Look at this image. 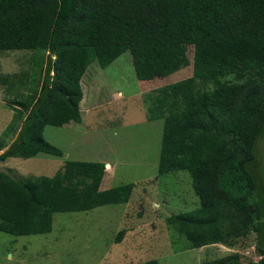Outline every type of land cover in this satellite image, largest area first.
Segmentation results:
<instances>
[{
	"label": "trees",
	"instance_id": "trees-1",
	"mask_svg": "<svg viewBox=\"0 0 264 264\" xmlns=\"http://www.w3.org/2000/svg\"><path fill=\"white\" fill-rule=\"evenodd\" d=\"M174 47L192 48L194 75L154 90L144 104L149 121H164L159 175L187 171L200 206L167 225L189 249L233 246L256 232L260 261L231 254L208 264H264V0H0V51L33 52L42 77L39 91L34 79L12 104L0 164L63 156L44 131L82 123V80L94 62L106 69L130 52L139 80L161 78ZM105 174L106 164L83 161H66L53 177L0 171V232L50 234L57 213L128 204L135 184L102 191Z\"/></svg>",
	"mask_w": 264,
	"mask_h": 264
},
{
	"label": "rangeland",
	"instance_id": "rangeland-1",
	"mask_svg": "<svg viewBox=\"0 0 264 264\" xmlns=\"http://www.w3.org/2000/svg\"><path fill=\"white\" fill-rule=\"evenodd\" d=\"M33 63L31 51H0V137L14 118L13 102L24 98L34 79L36 88L41 83ZM193 66L192 48L174 47L166 50L161 78L139 80L130 52L106 69L97 61L88 68L82 80V123L47 126L44 131L63 156L12 158L0 164V171L17 179L53 177L66 161L109 162L112 168L100 189L135 184L131 200L88 212L57 213L50 234L16 237L0 232V264H208L231 254H238L242 263L262 259L256 232L233 246L189 249L186 238L167 225L171 215L198 209L200 200L187 171L159 175L164 121L148 120L144 99L156 89L191 78ZM15 138H7V144ZM258 163L261 177L264 135L258 143ZM121 231L125 235L117 244Z\"/></svg>",
	"mask_w": 264,
	"mask_h": 264
},
{
	"label": "crops",
	"instance_id": "crops-1",
	"mask_svg": "<svg viewBox=\"0 0 264 264\" xmlns=\"http://www.w3.org/2000/svg\"><path fill=\"white\" fill-rule=\"evenodd\" d=\"M106 166H107V167H106V171L108 170L109 167H110V169L112 168V165H111V163H109V162L106 163ZM101 185H102V184H101Z\"/></svg>",
	"mask_w": 264,
	"mask_h": 264
}]
</instances>
